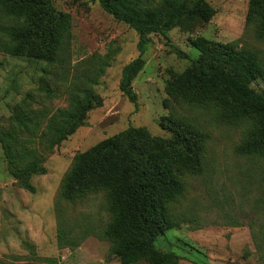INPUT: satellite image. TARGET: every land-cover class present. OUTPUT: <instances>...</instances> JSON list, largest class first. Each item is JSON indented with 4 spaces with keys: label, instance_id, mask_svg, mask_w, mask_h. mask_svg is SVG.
Wrapping results in <instances>:
<instances>
[{
    "label": "rangeland",
    "instance_id": "1",
    "mask_svg": "<svg viewBox=\"0 0 264 264\" xmlns=\"http://www.w3.org/2000/svg\"><path fill=\"white\" fill-rule=\"evenodd\" d=\"M206 1L214 9L209 22L192 31L176 27L167 39L149 34L139 51L137 33L106 14L97 0H51L70 40L64 64L30 60L20 43L13 44L12 54L0 51L2 129L9 127L17 106L24 108L27 95L36 116L46 114L41 127L48 115L68 106L74 84L87 86L90 78L101 100L82 127L44 153L46 174L31 178L34 193L18 187L0 149V262L25 263L33 252L58 264H120L108 257V242L96 235L72 250L58 247V215L67 227L85 222L95 231L110 220L104 192L70 202L60 197L61 185L68 174L95 165V147L101 141L129 126L167 138L171 134L160 123L173 117L203 134L204 171L184 175L185 191L174 209L182 223L158 236L156 248L178 255L179 264H264V157L239 151L252 129L250 121L225 123L214 105L201 108L165 92L171 75L183 72L199 56L191 45L197 38L235 43L257 54L264 66V34L256 19L247 21L249 0ZM123 74L125 86L136 95L135 106L119 89ZM251 87L264 94V80H255Z\"/></svg>",
    "mask_w": 264,
    "mask_h": 264
},
{
    "label": "trees",
    "instance_id": "2",
    "mask_svg": "<svg viewBox=\"0 0 264 264\" xmlns=\"http://www.w3.org/2000/svg\"><path fill=\"white\" fill-rule=\"evenodd\" d=\"M97 2L106 14L137 33L139 51L149 34L167 39L172 29L192 31L214 15L206 0ZM253 19L263 35L264 0H249L247 21ZM2 21L10 24L0 23V51L12 54L13 44L20 43L30 60L48 66L64 64L70 40L58 24L51 0H0ZM191 45L199 56L183 72L171 75L165 84L166 94L201 108L212 104L225 123L250 121L252 129L239 151L264 157V94L251 87L255 80H264V66L258 55L235 43L202 38L191 40ZM124 78L123 74L119 89L135 106L136 95L125 86ZM86 83L83 87L72 86L68 106L48 115L43 127L40 121L46 114L36 116L27 95L22 103L25 109L17 106L9 127L0 128V149L9 174L21 189L35 192L31 178L46 174L44 153L82 127L88 112L101 104L89 85L91 79ZM42 89L50 94L48 88ZM160 126L170 137L151 136L144 129L129 126L120 135L96 145L93 167L65 176L60 191L62 199L74 202L87 194L104 192L110 220L102 230L95 231L85 222L70 228L60 219L56 205L59 248L72 250L88 236L96 235L108 242V257L117 258L120 264L142 260L149 264H179L180 257L158 250L155 240L182 223L174 209L185 191L183 177L203 173L205 143L201 131L189 122L165 117ZM30 255L25 263L9 264H58L55 258L37 257L33 252Z\"/></svg>",
    "mask_w": 264,
    "mask_h": 264
}]
</instances>
